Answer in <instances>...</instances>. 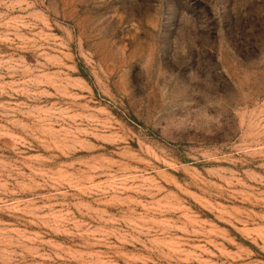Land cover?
Segmentation results:
<instances>
[{"label": "rangeland", "instance_id": "374dc122", "mask_svg": "<svg viewBox=\"0 0 264 264\" xmlns=\"http://www.w3.org/2000/svg\"><path fill=\"white\" fill-rule=\"evenodd\" d=\"M0 264H264V0H0Z\"/></svg>", "mask_w": 264, "mask_h": 264}]
</instances>
